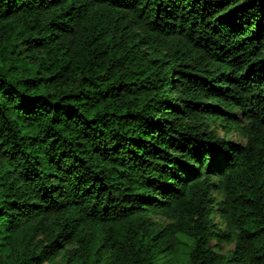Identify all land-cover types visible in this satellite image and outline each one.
<instances>
[{
  "label": "trees",
  "instance_id": "1",
  "mask_svg": "<svg viewBox=\"0 0 264 264\" xmlns=\"http://www.w3.org/2000/svg\"><path fill=\"white\" fill-rule=\"evenodd\" d=\"M182 248L264 264V0H0V264Z\"/></svg>",
  "mask_w": 264,
  "mask_h": 264
},
{
  "label": "rangeland",
  "instance_id": "2",
  "mask_svg": "<svg viewBox=\"0 0 264 264\" xmlns=\"http://www.w3.org/2000/svg\"><path fill=\"white\" fill-rule=\"evenodd\" d=\"M212 129L217 132V134L221 138L229 139L233 142L245 144L246 140L243 137L242 133L238 132H227L220 123L218 124H212ZM156 219L159 222H165V219L162 216H157ZM216 220L218 222L219 218L216 217ZM222 228H224V225H222ZM212 246L216 251H219L221 253L227 254L234 248V243H228V242H222L219 243L217 241H212ZM160 264H189L188 261V254L187 249L182 248L180 251L176 252L174 255L164 256L159 260Z\"/></svg>",
  "mask_w": 264,
  "mask_h": 264
}]
</instances>
